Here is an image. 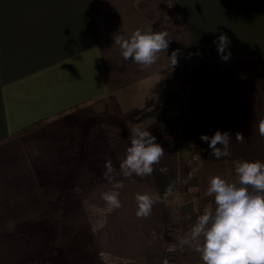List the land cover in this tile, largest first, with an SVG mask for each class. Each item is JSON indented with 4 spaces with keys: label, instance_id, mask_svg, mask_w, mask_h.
Here are the masks:
<instances>
[{
    "label": "crops",
    "instance_id": "0c3cea01",
    "mask_svg": "<svg viewBox=\"0 0 264 264\" xmlns=\"http://www.w3.org/2000/svg\"><path fill=\"white\" fill-rule=\"evenodd\" d=\"M161 5L0 0V264H165L164 226L182 215L195 223L202 197L215 208L210 178L234 182L237 161L264 162V0H175L170 21ZM136 29L168 34V49L150 67L125 61L114 43ZM221 33L231 41L227 61L214 43ZM187 40V54L170 47ZM174 51L178 63L190 62L184 89L178 63L168 59ZM133 125L165 151L150 175L120 171ZM179 128L183 161L194 145L202 152L187 182L197 198L187 201L175 193L171 160ZM217 130L232 136L230 155L219 159L199 139ZM116 182L120 208L102 199ZM137 193L157 198L147 217L136 216ZM187 235L169 243L190 248L189 261L203 264L181 244Z\"/></svg>",
    "mask_w": 264,
    "mask_h": 264
},
{
    "label": "clouds",
    "instance_id": "9594fccd",
    "mask_svg": "<svg viewBox=\"0 0 264 264\" xmlns=\"http://www.w3.org/2000/svg\"><path fill=\"white\" fill-rule=\"evenodd\" d=\"M167 32H142L136 29L129 38L116 36L114 43L121 49L125 61L133 60L141 67H150L160 52L169 47ZM218 54L224 61L230 58L226 49L230 39L221 33L217 40ZM168 59L174 67L177 53ZM259 135L264 138V119L258 123ZM229 132L217 130L213 136L201 134L199 139L208 144L211 156L219 159L230 155ZM235 139L244 142V135L237 131ZM163 147L148 129L133 125L130 129V146L120 161V171L125 177L150 175L153 165L164 155ZM194 159L202 158L198 153ZM105 177L111 182L115 171L112 162L105 163ZM236 181L229 182L220 176L210 178L206 194L214 196L215 208H205L191 227L181 244L192 247L201 256L203 264H264V162L237 161ZM123 184L112 183V189L102 194V199L114 208L122 206L117 190ZM138 218L151 214L156 197L150 194H136Z\"/></svg>",
    "mask_w": 264,
    "mask_h": 264
},
{
    "label": "trees",
    "instance_id": "16d2710c",
    "mask_svg": "<svg viewBox=\"0 0 264 264\" xmlns=\"http://www.w3.org/2000/svg\"><path fill=\"white\" fill-rule=\"evenodd\" d=\"M162 1V5H161V12L163 13L164 16L167 17L168 21H170L172 18H176V16H174L175 14V0H161ZM173 9V11L171 10ZM171 49L177 51L180 55H184L187 54V52L190 50V43L187 41L184 42L183 46H178L176 43H172L171 44ZM264 57V55H262ZM197 59H203V58H195L194 60ZM189 60H182L178 63L177 66V70L180 73V75L182 76L180 85L182 87L185 86V84L188 83V76L184 77V73L188 70V65H189ZM187 116H188V112L187 109L185 108L184 105H182L180 107V119H181V123L183 120H187ZM41 122L44 121H39V123L37 122V124L35 123V125L40 124ZM35 125L31 126L30 128H24L22 130H20L19 132H17L15 135L20 134L23 131H28L31 130L35 127ZM177 133L179 134L176 139V141H174V144L171 147V160L173 163V167H174V172H173V177H174V186H175V193H177L183 200L187 201L190 199H193L194 197L197 198V194H193V193H189L188 192V186H187V182L188 179L191 177V169L189 167V164L194 166L195 163L197 162L196 159H194V157L199 153L200 156H202V152L201 149L194 145L191 150H190V156L191 159L189 162H185L183 161V159L181 158L180 154H179V147L180 145L178 144V140L182 137V129H178ZM200 202L203 204L204 209L206 208V205L208 203V198L207 197H202L200 198ZM199 216H196L194 218V222H196L197 218ZM190 248H186L180 244H178L174 249H173V254L171 256L172 259V264H193L189 261V250ZM203 263V262H202Z\"/></svg>",
    "mask_w": 264,
    "mask_h": 264
},
{
    "label": "rangeland",
    "instance_id": "374dc122",
    "mask_svg": "<svg viewBox=\"0 0 264 264\" xmlns=\"http://www.w3.org/2000/svg\"><path fill=\"white\" fill-rule=\"evenodd\" d=\"M187 74L188 73L186 71L183 76L184 77H187L188 76ZM183 89H184V87H183ZM189 167H190L191 171H194V169H193L194 166H192V165L189 164ZM195 217H193V219ZM179 218L181 220L175 219L173 221V223H167L164 226V231L165 232L163 234H164L165 240H166V242H165L166 243V246L164 247L165 248V253H164L165 264H172L171 256L173 254V249L178 245V244L175 245V243H169V241L174 240L175 238H177V236L187 235V232L190 229V225H192L191 223H193L191 221V218L190 217H187L186 215H184V216L182 215ZM182 220H185V221H182ZM170 236L173 237V238H171V240H170ZM171 244H172V246H171Z\"/></svg>",
    "mask_w": 264,
    "mask_h": 264
},
{
    "label": "built area",
    "instance_id": "2783aa9c",
    "mask_svg": "<svg viewBox=\"0 0 264 264\" xmlns=\"http://www.w3.org/2000/svg\"><path fill=\"white\" fill-rule=\"evenodd\" d=\"M183 98H184V96H183Z\"/></svg>",
    "mask_w": 264,
    "mask_h": 264
}]
</instances>
